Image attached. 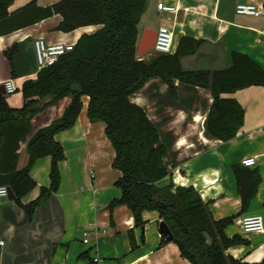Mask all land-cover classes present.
<instances>
[{
    "label": "crops",
    "instance_id": "obj_1",
    "mask_svg": "<svg viewBox=\"0 0 264 264\" xmlns=\"http://www.w3.org/2000/svg\"><path fill=\"white\" fill-rule=\"evenodd\" d=\"M34 0H17L9 12L14 13ZM59 0H35L38 7H49ZM178 7L176 14L159 13L158 2ZM156 14L174 33V52L182 38L200 41L197 51L180 59L184 71H223L232 65V53L248 55L264 70V0H148ZM259 6V17L238 15L237 4ZM149 10V11H150ZM148 11V10H147ZM149 13V12H148ZM164 16V17H163ZM62 16L54 15L33 26L5 36L0 35V86L15 81L17 92L8 95L12 109L24 105L22 85L37 78L34 41L48 44L75 45L84 34H93L100 26H88L70 33L57 31ZM151 15L145 14L139 25L138 44L145 29L152 26ZM14 44L21 45L14 56L19 77H11V64L4 52ZM156 54V53H155ZM154 55V54H153ZM171 55V54H170ZM151 54L142 56L148 59ZM37 68V69H36ZM174 91L159 77H152L130 96L159 133V144L166 149L164 163L176 186L193 188L209 204L215 220L238 215V194L234 167L255 158L251 170L258 171L260 182L249 209L239 216L225 233L229 238L240 235L247 245L230 248L227 253L244 263L260 264L264 260V233L242 234L239 220L247 215H260L264 226V87L251 86L223 99L234 100L244 110V124L235 139L228 142L212 138L205 131V121L213 104L210 89L173 80ZM82 109L74 126L55 136L64 150L59 163L58 191L39 206L32 218L15 200L0 196V264H191L181 256L175 243L166 242L159 231L161 222L156 211H144L145 224L137 226L132 212L121 205L110 210L119 200L115 186L121 173L112 168L115 152L105 134L103 122L92 123L87 115L89 97H82ZM71 96L37 114L32 120L29 138L61 118ZM26 143L20 144L17 169L28 165ZM51 158L39 159L30 171L36 187L21 199L23 205L35 201L42 188L50 186ZM1 186V185H0ZM143 228V230H142ZM89 230V244L83 243V232Z\"/></svg>",
    "mask_w": 264,
    "mask_h": 264
},
{
    "label": "trees",
    "instance_id": "obj_2",
    "mask_svg": "<svg viewBox=\"0 0 264 264\" xmlns=\"http://www.w3.org/2000/svg\"><path fill=\"white\" fill-rule=\"evenodd\" d=\"M17 0H0V35L5 36L33 26L54 15L62 16L56 30L70 33L88 26H100L93 34L82 35L74 51L37 71V78L22 85L24 105L12 109L0 91V185L10 189L15 202L29 218L54 195L60 186L59 163L65 159L62 145L55 136L71 129L82 109V97H89L87 115L92 123L103 122L115 158L112 168L121 173L115 186L119 200L110 205L127 206L135 224H145L144 211H156L173 236L181 256L191 264H249L236 260L227 251L247 245L240 235L229 238L225 230L244 214L257 193L258 171L234 167L241 210L238 215L215 220L199 192L193 186L160 184L170 176L164 163L166 149L159 144V133L145 112L131 103L130 96L152 77L171 86L173 80L210 89L213 104L205 121V131L212 138L228 142L235 139L244 124V110L234 100L221 97L251 86L264 87V70L248 55L232 53V65L223 71H184L180 59L193 55L200 41L182 38L175 54L138 56L139 25L147 10V0H59L41 8L35 0L10 13ZM21 45L4 52L11 64V77H19L14 56ZM37 69V68H36ZM71 96L61 118L40 129L30 138L32 120L37 114ZM26 143L28 165L17 169L20 144ZM44 157L51 158L50 186L28 205L21 199L36 187L30 171ZM260 264H264L261 262Z\"/></svg>",
    "mask_w": 264,
    "mask_h": 264
},
{
    "label": "built area",
    "instance_id": "obj_3",
    "mask_svg": "<svg viewBox=\"0 0 264 264\" xmlns=\"http://www.w3.org/2000/svg\"><path fill=\"white\" fill-rule=\"evenodd\" d=\"M167 1H177V0H167ZM157 10L159 13H170L176 14L178 12V7L174 5L167 4L166 1L158 2ZM235 12L238 15L243 16H253L259 17L261 11L259 6L250 3H240L237 4ZM156 39L153 47V51L156 54H173L174 52V33L173 31L165 26L161 25L157 29ZM75 45H66L63 43L48 44L43 39H38L34 41V48L36 54V61L38 69L46 68L55 64L60 57L74 51ZM15 81L8 80L4 84V89L6 95H13L17 92V88L14 84ZM256 163L255 158H248L242 162L244 167L254 166ZM264 168V165H263ZM0 196H8V188L6 186H0ZM239 225L242 234H261L264 233L263 219L260 215H247L239 220ZM91 233L89 230L83 232V243L89 244L91 239ZM3 245V242L0 243ZM64 264V263H60ZM90 264H99V259L94 258Z\"/></svg>",
    "mask_w": 264,
    "mask_h": 264
},
{
    "label": "water",
    "instance_id": "obj_4",
    "mask_svg": "<svg viewBox=\"0 0 264 264\" xmlns=\"http://www.w3.org/2000/svg\"><path fill=\"white\" fill-rule=\"evenodd\" d=\"M156 30L153 29H145L141 35L139 44H138V50L137 54L138 56H143L147 53H150L154 47L155 39H156ZM0 91L6 95L4 86H0ZM8 198L11 200H14L16 197H14L12 191L8 189ZM143 230V228H142ZM159 231L162 235L166 237L165 241L166 242H171L173 240V236L170 229L166 225L165 222L161 221L159 223Z\"/></svg>",
    "mask_w": 264,
    "mask_h": 264
},
{
    "label": "rangeland",
    "instance_id": "obj_5",
    "mask_svg": "<svg viewBox=\"0 0 264 264\" xmlns=\"http://www.w3.org/2000/svg\"><path fill=\"white\" fill-rule=\"evenodd\" d=\"M147 2H148V0H147ZM148 10V11H147ZM147 10H146V12H145V14H149V15H151V17H152V19H153V23H152V26L154 27V28H158V25L160 24V22H161V20H162V18H159L158 16H157V14H156V6L154 7V9L152 8L151 10L148 8V6H147ZM150 10V11H149ZM149 12V13H148ZM144 14V15H145ZM164 17V16H163ZM149 54H151V55H153V54H155V52L152 50Z\"/></svg>",
    "mask_w": 264,
    "mask_h": 264
}]
</instances>
